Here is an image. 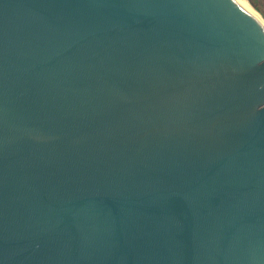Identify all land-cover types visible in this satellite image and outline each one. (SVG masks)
I'll list each match as a JSON object with an SVG mask.
<instances>
[{
	"label": "water",
	"instance_id": "obj_1",
	"mask_svg": "<svg viewBox=\"0 0 264 264\" xmlns=\"http://www.w3.org/2000/svg\"><path fill=\"white\" fill-rule=\"evenodd\" d=\"M0 264H264L239 0H0Z\"/></svg>",
	"mask_w": 264,
	"mask_h": 264
},
{
	"label": "rangeland",
	"instance_id": "obj_2",
	"mask_svg": "<svg viewBox=\"0 0 264 264\" xmlns=\"http://www.w3.org/2000/svg\"><path fill=\"white\" fill-rule=\"evenodd\" d=\"M246 2L264 22V0H246Z\"/></svg>",
	"mask_w": 264,
	"mask_h": 264
},
{
	"label": "bare ground",
	"instance_id": "obj_3",
	"mask_svg": "<svg viewBox=\"0 0 264 264\" xmlns=\"http://www.w3.org/2000/svg\"><path fill=\"white\" fill-rule=\"evenodd\" d=\"M240 3L244 6V8L253 16L255 19L264 27L263 20L259 17V15L249 6L246 0H239Z\"/></svg>",
	"mask_w": 264,
	"mask_h": 264
}]
</instances>
